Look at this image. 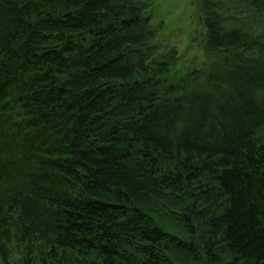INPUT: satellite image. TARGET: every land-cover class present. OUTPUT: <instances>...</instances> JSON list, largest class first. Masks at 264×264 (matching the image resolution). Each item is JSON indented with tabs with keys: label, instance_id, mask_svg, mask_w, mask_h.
<instances>
[{
	"label": "trees",
	"instance_id": "1",
	"mask_svg": "<svg viewBox=\"0 0 264 264\" xmlns=\"http://www.w3.org/2000/svg\"><path fill=\"white\" fill-rule=\"evenodd\" d=\"M153 2L0 0V264H264V0Z\"/></svg>",
	"mask_w": 264,
	"mask_h": 264
},
{
	"label": "rangeland",
	"instance_id": "2",
	"mask_svg": "<svg viewBox=\"0 0 264 264\" xmlns=\"http://www.w3.org/2000/svg\"><path fill=\"white\" fill-rule=\"evenodd\" d=\"M198 8L195 0H154L149 16L159 31L157 47L176 48L181 61L174 75H181L205 62L198 43L194 40L201 34L198 25Z\"/></svg>",
	"mask_w": 264,
	"mask_h": 264
}]
</instances>
